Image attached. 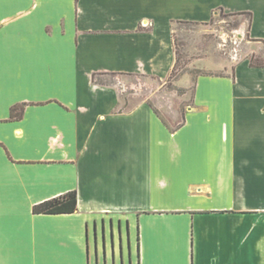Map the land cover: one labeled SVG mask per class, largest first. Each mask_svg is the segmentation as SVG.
Segmentation results:
<instances>
[{"label":"crops","instance_id":"0c3cea01","mask_svg":"<svg viewBox=\"0 0 264 264\" xmlns=\"http://www.w3.org/2000/svg\"><path fill=\"white\" fill-rule=\"evenodd\" d=\"M219 11L264 44V0H0V264H264V67L199 76L173 130L93 83L167 78L173 25Z\"/></svg>","mask_w":264,"mask_h":264},{"label":"rangeland","instance_id":"374dc122","mask_svg":"<svg viewBox=\"0 0 264 264\" xmlns=\"http://www.w3.org/2000/svg\"><path fill=\"white\" fill-rule=\"evenodd\" d=\"M248 19L219 11L206 24L175 23L173 41L179 60L167 78L108 73L96 75L93 83L118 89L122 105L148 102L173 130L182 124L186 111L193 105L194 85L199 76L230 75L245 58L264 64V44L250 39Z\"/></svg>","mask_w":264,"mask_h":264},{"label":"trees","instance_id":"16d2710c","mask_svg":"<svg viewBox=\"0 0 264 264\" xmlns=\"http://www.w3.org/2000/svg\"><path fill=\"white\" fill-rule=\"evenodd\" d=\"M178 58L176 59V64L178 63ZM251 66L254 67H264V64H256L253 62V59H250ZM174 66V67H175ZM202 76H213L205 74ZM218 76V75H215ZM25 110V104H17L11 108V119L20 120L23 118ZM156 114L159 115L158 111L154 109ZM179 125L176 129L180 128ZM78 210V196L76 191H70L59 197H55L44 201L38 205H35L33 212L35 214H48V215H60V214H73Z\"/></svg>","mask_w":264,"mask_h":264}]
</instances>
